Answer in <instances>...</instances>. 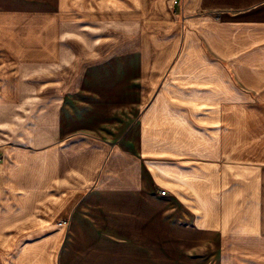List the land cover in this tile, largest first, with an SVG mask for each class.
Segmentation results:
<instances>
[{"label": "crops", "instance_id": "1", "mask_svg": "<svg viewBox=\"0 0 264 264\" xmlns=\"http://www.w3.org/2000/svg\"><path fill=\"white\" fill-rule=\"evenodd\" d=\"M174 1L0 0V264H264V0Z\"/></svg>", "mask_w": 264, "mask_h": 264}, {"label": "rangeland", "instance_id": "2", "mask_svg": "<svg viewBox=\"0 0 264 264\" xmlns=\"http://www.w3.org/2000/svg\"><path fill=\"white\" fill-rule=\"evenodd\" d=\"M175 2V1H174ZM175 4V3H174ZM173 4V5H174ZM175 10V6H174ZM176 11V10H175ZM125 43V42H123ZM123 43H120L118 47H121ZM227 69L229 71V75L232 77L231 79L236 81L240 87H242V92H243V97H242V103H243V108H246V110H243L244 112L252 113L254 117L257 119V124H259L261 131H258L254 133L253 137H245L242 139L245 147H252L253 151H255L258 147V155L251 156L250 155V149L247 148V150H244V155L241 159L244 160H250L251 157H256V161L259 160L258 164L261 166H264V98L259 94L258 91L250 90L247 89L237 81L234 73L232 72V69L230 68L229 65H227ZM230 100H228L229 102ZM233 101V100H231ZM231 106V105H229ZM233 107V106H232ZM231 111V110H229ZM239 111V110H238ZM232 112V111H231ZM255 132V131H254Z\"/></svg>", "mask_w": 264, "mask_h": 264}, {"label": "built area", "instance_id": "3", "mask_svg": "<svg viewBox=\"0 0 264 264\" xmlns=\"http://www.w3.org/2000/svg\"><path fill=\"white\" fill-rule=\"evenodd\" d=\"M179 0H175V3H178ZM162 194H166V191L165 190H162L161 191Z\"/></svg>", "mask_w": 264, "mask_h": 264}]
</instances>
